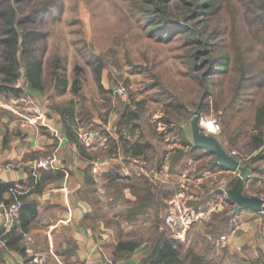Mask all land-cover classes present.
I'll use <instances>...</instances> for the list:
<instances>
[{
    "label": "rangeland",
    "instance_id": "374dc122",
    "mask_svg": "<svg viewBox=\"0 0 264 264\" xmlns=\"http://www.w3.org/2000/svg\"><path fill=\"white\" fill-rule=\"evenodd\" d=\"M155 1L7 0L28 35L22 47L39 60L40 88L30 87L20 68L19 80L10 84L20 95L0 93V105L11 103L22 118H35L25 122L37 130L45 117L72 127L92 176L86 184L91 226L110 251L120 237L137 233L136 239L148 241L165 232L183 243L182 228L185 239L193 237L194 225L227 211L229 232L245 217L237 215L246 208L233 212L225 198L238 172L223 166L222 173L207 171L212 155L203 152L195 160L181 141L192 142L190 120L197 110L198 122L213 118L219 124L216 132L199 126L202 132L216 136L232 155H252L245 143L255 108L264 103V20L255 0H216L200 15L184 0H162L170 27L155 32L162 25ZM222 51L229 59L223 73ZM234 99L233 108L222 109ZM33 106L40 107V117ZM174 149L186 151L176 156ZM47 157H55L49 167L63 166L57 151L33 162ZM255 163L251 193L264 189V158Z\"/></svg>",
    "mask_w": 264,
    "mask_h": 264
},
{
    "label": "crops",
    "instance_id": "0c3cea01",
    "mask_svg": "<svg viewBox=\"0 0 264 264\" xmlns=\"http://www.w3.org/2000/svg\"><path fill=\"white\" fill-rule=\"evenodd\" d=\"M3 103L0 105V180L15 181L13 187L21 194L26 193L27 201H35L36 212L31 215L24 210L21 219L28 222L23 224H19L18 214L14 228L0 245V264H141L148 253L146 243L129 257L114 259L110 245L94 233L92 217H88L89 205L79 193L84 187L82 158L75 144L68 141L61 122L45 117L37 130L18 115L11 103ZM22 123L24 128L20 127ZM53 151H57L63 166L52 167L51 176L46 177L35 170L39 177L34 174L33 187V160ZM9 194L5 193V197ZM243 210L237 216L245 217H240L226 237L217 239L211 246L209 257L220 255L217 264H264L263 220L259 214ZM1 222L0 206V225ZM203 228L202 223L193 226L196 232H203ZM185 230L182 228L178 233L187 246L194 236L187 234L185 239ZM196 243L200 246L205 242L197 239ZM221 248L227 249L228 254Z\"/></svg>",
    "mask_w": 264,
    "mask_h": 264
},
{
    "label": "trees",
    "instance_id": "16d2710c",
    "mask_svg": "<svg viewBox=\"0 0 264 264\" xmlns=\"http://www.w3.org/2000/svg\"><path fill=\"white\" fill-rule=\"evenodd\" d=\"M162 0H156L155 2H151L154 6L155 11L159 10L162 11L161 20L162 25L160 27H154L153 31L157 32L162 30L166 27H170L168 20L166 18V10L165 5H162ZM186 4V8L192 11L193 14H208L216 4V0H192L191 3L184 0ZM253 5L258 12L259 17L264 20V0H255L253 1ZM197 7V8H196ZM198 9V10H197ZM156 16H158L156 14ZM171 16V15H170ZM155 20H153L154 22ZM21 21L17 18L16 14L12 10L10 4L7 0H0V74L2 75L0 79V93L12 91L14 95H20V89L16 87L10 86V84H16L20 77V68L24 69V79L27 84L30 85L33 89L40 88L39 85V60L36 56H31L29 51H26V48L22 47L24 44V40L28 37L27 33H23L18 24ZM155 23V22H154ZM197 30L193 29L191 31L192 34L196 35ZM197 57V52L194 54ZM220 62L221 72H225L228 66V54L224 51L220 54ZM100 66L95 69L98 72ZM212 69V66L209 68ZM242 69H240V72ZM98 76V75H97ZM243 76V75H241ZM99 78V77H97ZM60 85L64 89L67 85L65 78L59 79ZM78 82H76L77 84ZM240 82L237 83L235 90L240 86ZM78 86L73 83V90L75 93H78L77 90ZM238 91H235L237 94ZM237 96V95H235ZM236 99V98H235ZM232 100L230 104H224L222 109H226L228 106L232 107V103L235 101ZM227 106V107H226ZM69 117H73L72 111H69ZM133 118V117H130ZM65 133L68 138L69 142L75 144L77 153L81 158L85 155L84 149L80 144L74 130L71 126H66ZM253 133L251 134L248 141H246L245 146L249 151L252 150L251 156L248 158L240 157L238 155H234L237 159L240 160L242 164H246L249 168V178L244 181L243 186V193L246 195H258L264 200V189H258L253 191L252 193L248 191L247 186L248 183L254 184L258 179L254 178L255 170L259 168L257 163L253 165V162L257 159L264 158V103H260L254 111L253 116ZM241 132V129L239 130ZM183 134H181L182 136ZM182 146H186L188 148L189 154L195 159L199 160L204 156L203 152H208L212 155L211 160L208 161V169L209 172H216L220 170L221 165L215 161V155L212 152L206 151L205 149L196 147L193 145V142L188 141L187 139H183L181 141ZM223 145V144H222ZM132 149L134 152L140 153L141 149L137 145L133 143ZM186 150L181 149H174L176 152V156L181 155ZM51 153V152H50ZM44 154L45 155H48ZM207 155V154H206ZM52 167H48V169L39 168L37 171L41 174L42 177L51 176L53 170ZM214 169V170H213ZM48 170V171H45ZM55 172H58L55 171ZM264 172V171H263ZM82 174L84 178V187L79 191L81 198L89 204V200L86 195V184L92 183V176L89 175L84 169L82 168ZM236 177L231 179L229 184L227 185L228 188L232 186ZM33 187H35V181L33 177ZM15 185V181L4 182L0 180V202L4 201L5 203L9 204L14 201L20 203L19 209V224H23V222H28V219H21L24 210H28L31 215L35 214L36 212V203L33 200H26V193L25 194H13L10 192V187ZM226 186V188H227ZM10 192L9 196L5 197V193ZM226 201L233 204L230 199L228 198L227 194H225ZM149 199V196H144V200ZM147 200H145L146 202ZM234 206V204H233ZM251 210V209H249ZM261 211H253L261 216L263 223H264V208ZM220 218L218 219H211L210 221L206 222L203 228V232H196L192 241L185 246L181 241L177 238H174L172 235H168L165 232H160L157 236L149 239L148 241H144L137 238V233L128 237V238H118L115 242H113L111 252L114 259L126 258L129 257L132 252L141 246L143 243H146L148 253L144 258L141 260V264H217V256H210L209 252L211 250L212 244L215 243L217 239L225 238L228 229H229V220L230 215L226 212L221 213ZM88 217H91V213H88ZM17 222V217L15 218L14 225L11 229L14 228ZM11 231V230H10ZM10 231L7 234V237L10 234ZM208 237V241L207 238ZM197 239H201L205 243H202L200 246H197L196 241ZM225 249V248H221ZM228 254V250L225 249V255ZM236 259V257H234ZM237 262V261H236Z\"/></svg>",
    "mask_w": 264,
    "mask_h": 264
},
{
    "label": "water",
    "instance_id": "95a60500",
    "mask_svg": "<svg viewBox=\"0 0 264 264\" xmlns=\"http://www.w3.org/2000/svg\"><path fill=\"white\" fill-rule=\"evenodd\" d=\"M190 131L194 146L209 150L214 153L217 163L228 170L238 172L234 183L227 189V196L234 204L233 212H237L240 208L253 211L262 210L264 208V200L260 196L243 193L244 181L249 177L248 166L242 164L239 159L227 151L216 136L200 130L197 110L193 112L190 120Z\"/></svg>",
    "mask_w": 264,
    "mask_h": 264
},
{
    "label": "built area",
    "instance_id": "2783aa9c",
    "mask_svg": "<svg viewBox=\"0 0 264 264\" xmlns=\"http://www.w3.org/2000/svg\"><path fill=\"white\" fill-rule=\"evenodd\" d=\"M34 110H31L32 113H37L38 117H40L42 115V111L40 109V107L38 106H33ZM26 118V120L31 123L34 124L35 123V118L33 117H27L24 116ZM203 120H206L207 122H209L212 125V128H206L205 126H203ZM200 127H203L211 132H216L219 130V124L217 123V121L215 119H199L198 122ZM55 160V157H47V158H41L35 162H33V168H46L48 169L49 165L51 163H53V161ZM52 167V166H51ZM36 169V170H37ZM10 192L13 194H19L21 193L18 188L16 187H10ZM0 206L2 207V222L0 225V245L5 243L6 237H7V233L8 231L11 229V227L14 225L15 222V218L18 216L19 213V209H20V203L17 201H14L12 203H4L1 202ZM261 212H263V210H261Z\"/></svg>",
    "mask_w": 264,
    "mask_h": 264
},
{
    "label": "bare ground",
    "instance_id": "6f19581e",
    "mask_svg": "<svg viewBox=\"0 0 264 264\" xmlns=\"http://www.w3.org/2000/svg\"><path fill=\"white\" fill-rule=\"evenodd\" d=\"M202 122H203V126H205L206 128H212V125L206 120H203Z\"/></svg>",
    "mask_w": 264,
    "mask_h": 264
}]
</instances>
